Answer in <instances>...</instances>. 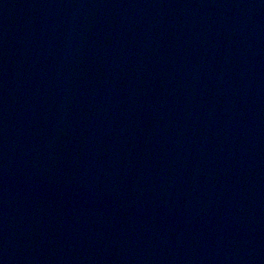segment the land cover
Here are the masks:
<instances>
[{"label": "water", "instance_id": "1", "mask_svg": "<svg viewBox=\"0 0 264 264\" xmlns=\"http://www.w3.org/2000/svg\"><path fill=\"white\" fill-rule=\"evenodd\" d=\"M0 264H264V0H0Z\"/></svg>", "mask_w": 264, "mask_h": 264}]
</instances>
